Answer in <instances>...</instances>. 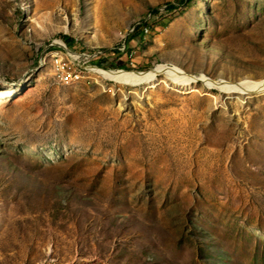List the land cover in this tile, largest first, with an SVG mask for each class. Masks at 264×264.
<instances>
[{
	"label": "rangeland",
	"instance_id": "obj_1",
	"mask_svg": "<svg viewBox=\"0 0 264 264\" xmlns=\"http://www.w3.org/2000/svg\"><path fill=\"white\" fill-rule=\"evenodd\" d=\"M64 36L264 78V0H0V264H264V93L104 80Z\"/></svg>",
	"mask_w": 264,
	"mask_h": 264
},
{
	"label": "bare ground",
	"instance_id": "obj_2",
	"mask_svg": "<svg viewBox=\"0 0 264 264\" xmlns=\"http://www.w3.org/2000/svg\"><path fill=\"white\" fill-rule=\"evenodd\" d=\"M135 29V28H134ZM143 35L149 33V28L143 29ZM134 31V30H132ZM59 41V40H58ZM65 49L66 56L73 62L71 58V50L68 47H60ZM91 75L104 80H111L120 84L130 86H138L141 84H151L160 76H164L167 80L172 81L176 86H188L190 83L203 81L210 88H218L224 92L239 93V94H263L264 93V78L253 79L249 77L242 78L238 81H228L223 77L213 79L206 74L189 73L181 66L176 64L160 63L147 71H134L123 69H105L97 66H90Z\"/></svg>",
	"mask_w": 264,
	"mask_h": 264
},
{
	"label": "built area",
	"instance_id": "obj_3",
	"mask_svg": "<svg viewBox=\"0 0 264 264\" xmlns=\"http://www.w3.org/2000/svg\"><path fill=\"white\" fill-rule=\"evenodd\" d=\"M140 29L139 32H137V30ZM141 30H142V25L138 26L135 31L133 32V34L129 37V39L127 40L126 43H124L123 45H127V56L130 59V49L133 45V43L136 41L137 37H141ZM55 47V48H54ZM58 47H69L71 49V58L75 61V65H79L82 66L83 68H87L90 69V66H97L100 68H108V67H103V66H99L96 63H91V64H87L86 62H82L81 58L84 57L86 59H97L99 56H102L104 54H106L107 52H111V51H105L104 53L101 52L99 54H79L73 51V48L70 47L67 43L65 44L64 42H53L51 44V46L47 49L49 50L50 48L52 50L57 49ZM119 52V49L117 50ZM131 60V59H130ZM92 61V60H91ZM52 76L55 79H58L61 83H63L64 81H68L71 80L70 77L66 76V67H65V60H57V65L54 68V72L52 74Z\"/></svg>",
	"mask_w": 264,
	"mask_h": 264
},
{
	"label": "trees",
	"instance_id": "obj_4",
	"mask_svg": "<svg viewBox=\"0 0 264 264\" xmlns=\"http://www.w3.org/2000/svg\"><path fill=\"white\" fill-rule=\"evenodd\" d=\"M170 9H173L175 8L174 5H170L169 6ZM140 29L137 30V32H139ZM64 39L65 41L67 42V44L70 46V47H73L74 46V39L70 38L69 36H64ZM118 51H113V52H107L106 54L102 55V56H99L95 63L98 64L99 66H103V67H109L110 63H113V62H116L117 61V58L115 55H117ZM120 68L122 69H128V65H120L119 66Z\"/></svg>",
	"mask_w": 264,
	"mask_h": 264
},
{
	"label": "crops",
	"instance_id": "obj_5",
	"mask_svg": "<svg viewBox=\"0 0 264 264\" xmlns=\"http://www.w3.org/2000/svg\"><path fill=\"white\" fill-rule=\"evenodd\" d=\"M136 43V42H135ZM135 47V49H136V54H135V57L132 59V61H133V63L135 64V59L136 58H138V50H137V48H136V46H134ZM139 54H140V52H139ZM141 55H143V53H141ZM140 55V56H141Z\"/></svg>",
	"mask_w": 264,
	"mask_h": 264
}]
</instances>
